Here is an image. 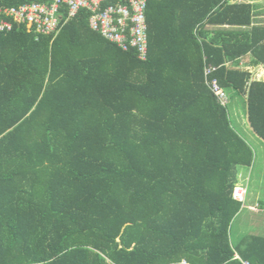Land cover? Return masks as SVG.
Listing matches in <instances>:
<instances>
[{
	"label": "trees",
	"instance_id": "obj_1",
	"mask_svg": "<svg viewBox=\"0 0 264 264\" xmlns=\"http://www.w3.org/2000/svg\"><path fill=\"white\" fill-rule=\"evenodd\" d=\"M250 1L148 0L146 60L86 9L55 35L0 31V264H264V217L230 235L255 149L204 77L218 66L264 142V80L226 66L264 63Z\"/></svg>",
	"mask_w": 264,
	"mask_h": 264
},
{
	"label": "built area",
	"instance_id": "obj_2",
	"mask_svg": "<svg viewBox=\"0 0 264 264\" xmlns=\"http://www.w3.org/2000/svg\"><path fill=\"white\" fill-rule=\"evenodd\" d=\"M148 0H43L31 1L18 6L0 8V31H9L13 22L32 28L38 34H56L65 21L73 18L80 9L90 13L89 25L104 38L122 50L133 49L140 60L148 53L147 23L145 11ZM218 66L204 67L205 82L217 101L229 103L227 92L212 77ZM247 193L246 184H235L232 197L242 202ZM250 209H255L249 207ZM248 264V262H244Z\"/></svg>",
	"mask_w": 264,
	"mask_h": 264
},
{
	"label": "rangeland",
	"instance_id": "obj_3",
	"mask_svg": "<svg viewBox=\"0 0 264 264\" xmlns=\"http://www.w3.org/2000/svg\"><path fill=\"white\" fill-rule=\"evenodd\" d=\"M227 94L229 98L228 109H230L232 118H235V121L238 122L240 128L242 127V130H244L245 135L255 149L254 165L252 167H240L244 169L245 178L241 177L240 179L237 175V184H246L247 188L245 197L246 201L243 204L244 206L242 205L240 212L233 219L230 228V235L232 240L237 241L243 235H246L248 233H257L263 231L262 220L264 217V211L260 210L262 209L261 207L258 211V207L255 205L253 207L256 210L255 213L253 211H250V208L248 206L251 203H259V200L264 197V142H262L254 133H252L249 126L246 124L247 122L245 123L244 113L243 111L239 110L241 108V106L239 107V101L237 107L236 99H233L230 93ZM240 168L238 169L237 173L239 172Z\"/></svg>",
	"mask_w": 264,
	"mask_h": 264
},
{
	"label": "crops",
	"instance_id": "obj_4",
	"mask_svg": "<svg viewBox=\"0 0 264 264\" xmlns=\"http://www.w3.org/2000/svg\"><path fill=\"white\" fill-rule=\"evenodd\" d=\"M252 4H254V9H253V17H252V26H257V25H264V0H253L250 1ZM227 28V27H225ZM226 66L228 67H233V68H238V69H243L251 72L252 78L254 79H262L264 80V63H256L254 57L250 54L247 53L243 56H240L236 58L235 60L228 61L226 62ZM239 178H245L244 175V169L240 168L239 172L237 173ZM242 175V176H241ZM237 176V179H238ZM247 178V176H246ZM238 183V182H237ZM260 203V200H259ZM259 203L257 204H249L248 207H254L255 205L258 207V211L260 209ZM250 211H253L256 213L255 209H249ZM264 211L263 209H260ZM257 211V212H258Z\"/></svg>",
	"mask_w": 264,
	"mask_h": 264
},
{
	"label": "water",
	"instance_id": "obj_5",
	"mask_svg": "<svg viewBox=\"0 0 264 264\" xmlns=\"http://www.w3.org/2000/svg\"><path fill=\"white\" fill-rule=\"evenodd\" d=\"M247 123L249 124V120H248V117H247Z\"/></svg>",
	"mask_w": 264,
	"mask_h": 264
}]
</instances>
